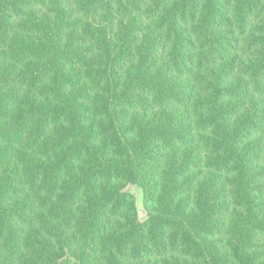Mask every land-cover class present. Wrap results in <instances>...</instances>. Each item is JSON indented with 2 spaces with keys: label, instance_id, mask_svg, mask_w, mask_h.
Returning <instances> with one entry per match:
<instances>
[{
  "label": "trees",
  "instance_id": "16d2710c",
  "mask_svg": "<svg viewBox=\"0 0 264 264\" xmlns=\"http://www.w3.org/2000/svg\"><path fill=\"white\" fill-rule=\"evenodd\" d=\"M0 264H264V0H0Z\"/></svg>",
  "mask_w": 264,
  "mask_h": 264
},
{
  "label": "rangeland",
  "instance_id": "374dc122",
  "mask_svg": "<svg viewBox=\"0 0 264 264\" xmlns=\"http://www.w3.org/2000/svg\"><path fill=\"white\" fill-rule=\"evenodd\" d=\"M130 191L134 193V195L136 196L137 200H140L141 199L140 191L138 189H136V188H130ZM138 205L141 208L140 201H139Z\"/></svg>",
  "mask_w": 264,
  "mask_h": 264
}]
</instances>
